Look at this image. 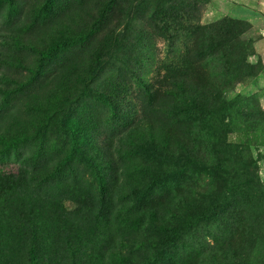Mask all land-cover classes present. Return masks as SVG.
Returning <instances> with one entry per match:
<instances>
[{"label":"rangeland","instance_id":"obj_1","mask_svg":"<svg viewBox=\"0 0 264 264\" xmlns=\"http://www.w3.org/2000/svg\"><path fill=\"white\" fill-rule=\"evenodd\" d=\"M11 1L0 6V37L25 48L32 73L17 69L22 88L7 109L48 83L51 89L64 59L86 63L44 103L46 112H59L45 136L50 152L74 156L65 173L85 168V153L114 183L124 250L134 256L153 245L163 252L155 264H264V0ZM164 75L177 81L170 119L152 112L146 85L136 82L150 80L153 94ZM106 97L109 111L100 102ZM122 126L140 138L141 154L126 147L116 155ZM32 146L0 156V211L10 207L1 189ZM53 218L43 226L46 238L56 234ZM140 252L154 257L153 250ZM9 256L0 264H13Z\"/></svg>","mask_w":264,"mask_h":264},{"label":"trees","instance_id":"obj_2","mask_svg":"<svg viewBox=\"0 0 264 264\" xmlns=\"http://www.w3.org/2000/svg\"><path fill=\"white\" fill-rule=\"evenodd\" d=\"M6 1L9 3L11 0H0V6ZM15 4L12 0L10 6L14 7ZM30 19L34 21V18ZM0 39L4 41L0 45V156H11L14 150L19 152V146L25 143L33 144L31 154L26 156V164L20 165L21 170L12 179L13 183L1 189L4 192L2 197L5 204L8 203L10 207L7 212H4V209L0 211V259L10 254L13 264H138L136 257L140 256L144 260L142 264L158 262L163 252H159L158 248L154 250L153 245L136 249L132 253L134 256L124 250L126 240L120 235L117 236L118 230L123 227L116 225V219L113 218L114 213L119 211L116 209L117 200L112 191L114 183L105 181L104 173L87 161L85 153H82L85 168L74 167L72 172L65 173L64 167L73 165L71 162L74 156L67 152L63 160V151L55 154L57 152L52 149L50 152V143L45 133L48 122L53 121L59 112H46L44 103L47 100L52 101L57 93L70 84L79 68L86 63L78 60L76 56L64 59L60 74L50 83L51 89H48V83L34 95L31 92L26 94L27 100L23 104L7 109L10 101L18 96V88L22 84L21 79L17 78V75H20L16 73L17 69H29V73L32 71L27 59L22 56L25 48L20 47L17 42L12 45L13 38L6 36V33L1 34ZM89 44H84L82 52L89 49ZM50 53L52 52L47 55ZM171 69L174 68L170 67L167 71ZM174 71L177 72L175 69ZM173 80L172 76L164 75L158 82L159 88L150 94L151 81L143 76L136 79L140 86L145 84L148 89L143 93L148 95L144 97L148 101L147 106L154 110V114L165 112L164 116L168 119V112H173L176 107L171 97L172 89L177 85V81ZM158 100L155 104L154 101ZM100 102L106 111L111 109L109 97L101 99ZM42 120L45 122H41ZM85 129L80 132L84 134V139L89 134V130ZM74 130L69 131L74 133ZM117 134V144L114 142L113 146L116 155L123 156L122 152L126 151V147H134L140 153L141 142L138 136L133 132L127 133L125 126L117 129L115 136ZM120 134L123 135L119 136ZM77 144L80 147V144ZM133 165L137 169L140 164ZM131 175L134 173L126 175V179L131 181ZM134 182L131 185H134ZM64 202L75 205L76 208H64L60 205ZM53 207H57L58 215ZM55 216L58 217V224H54L56 234L46 238L42 233L43 226L47 221L54 223ZM137 224L138 222L134 223V226ZM145 230L143 226L134 227L135 234ZM178 235L181 240L185 237L182 231ZM146 249L154 251L153 258H147L140 252ZM189 251L192 250L188 249L187 253ZM99 254H102V258H99Z\"/></svg>","mask_w":264,"mask_h":264}]
</instances>
